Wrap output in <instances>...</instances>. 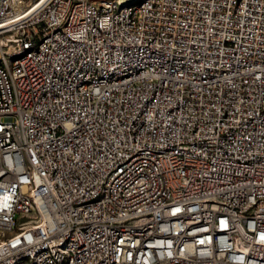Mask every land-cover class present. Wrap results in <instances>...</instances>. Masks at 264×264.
Listing matches in <instances>:
<instances>
[{"label":"built area","instance_id":"built-area-1","mask_svg":"<svg viewBox=\"0 0 264 264\" xmlns=\"http://www.w3.org/2000/svg\"><path fill=\"white\" fill-rule=\"evenodd\" d=\"M112 1L0 0V225L33 219L20 154L45 212L40 229L2 237L0 264L42 246L50 254L32 261L66 262L51 242L67 235L76 264H264V0H155L103 15ZM28 44L39 52L9 69ZM150 48L179 54L176 74L157 56L124 77ZM105 70L119 81L95 83ZM96 191L107 199L83 208ZM113 209H124L119 224H103Z\"/></svg>","mask_w":264,"mask_h":264},{"label":"bare ground","instance_id":"bare-ground-1","mask_svg":"<svg viewBox=\"0 0 264 264\" xmlns=\"http://www.w3.org/2000/svg\"><path fill=\"white\" fill-rule=\"evenodd\" d=\"M155 0H113L111 7H103V15L117 14V11H136L146 3ZM69 16H62L60 28H68ZM75 37H83V30H75ZM39 52L38 44L23 45L21 49H17L9 54V69H16V64L28 60L32 55ZM137 48H129V56H136ZM163 60V64L168 65V74H176L179 70V54H170L166 56V51H160L159 48H150L149 52L142 56L135 57L134 67L124 69V77H135L137 74H143V66L151 65L154 60ZM188 64H195V57H188ZM0 65H6V56L0 55ZM119 81L117 70H105L101 75H94V82L100 85H108ZM155 77L145 78V85H154ZM83 87H90L91 77L82 78ZM131 85H123L121 94H129ZM13 140L21 141V133L13 132ZM146 157V149L136 150V158ZM161 157H168V149H161ZM19 180H24L22 184V195H24L25 209L33 217L31 220L17 219L12 225H0V244L2 237L8 241H19L21 230L24 233H33L40 229L45 222V212L39 205L36 197V171L35 165H28L27 154H20V173ZM109 196H119V189H109ZM107 199L106 191H96L92 196L85 197L83 200V208H90V205H96ZM124 216V209H113V215H103V224H119V217ZM139 226H150V219H139ZM215 237H225V230H215ZM30 242V234H22V243ZM77 243V235H67L57 241L51 242V249L59 250L63 254L64 261H50L48 264H76V257H70V248L75 247ZM115 244H123V236H115ZM174 247H181V240H174ZM11 253H18V246H11ZM50 254V246H42L34 248L30 251L29 257H20L12 262L5 264H41L38 260L43 256ZM125 264V263H112Z\"/></svg>","mask_w":264,"mask_h":264}]
</instances>
